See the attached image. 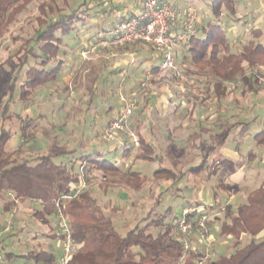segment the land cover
Masks as SVG:
<instances>
[{
	"label": "trees",
	"instance_id": "trees-1",
	"mask_svg": "<svg viewBox=\"0 0 264 264\" xmlns=\"http://www.w3.org/2000/svg\"><path fill=\"white\" fill-rule=\"evenodd\" d=\"M30 1L0 0V37L8 31L17 14ZM167 1L174 6L178 5L174 0ZM63 3L66 4V0ZM110 3L112 0H80L79 3L60 10L53 17L48 16L47 7L41 4L37 16L38 28L34 36L22 39L21 46L15 52L17 63L8 73L11 77L0 86L1 94L5 95L4 98L0 97V191L13 197L5 204L4 209L10 210L17 201H27L31 204V216L50 227L45 234L53 239L57 234L54 224L50 226L49 221L55 212V202L63 195H71L65 201L64 207L72 238L77 243V250L70 264H148L161 256L169 258L170 264H195L202 254L199 251L193 252L191 248L181 259L184 255L182 235L178 232L177 221H173L176 217L171 213L170 207L158 212L154 210L155 206H151L139 222L122 234L118 231L111 212L104 209L105 205L98 200L90 187L94 171L102 172V181L97 186L104 193L112 186L135 190L142 186L148 175L131 167L125 168L124 159L131 153L135 159L161 161L162 158L153 143L144 139L139 131L140 125L135 131L138 147L131 143L120 145L123 150L121 156L115 160L106 158L105 155L109 152L86 150L83 140L73 148L54 144L35 155L29 147L36 136H47L48 132L38 129L37 119L40 114L29 116L22 114V111L33 104L34 90L38 86L55 81L66 68L65 60L59 56L61 46L66 45V38H76L81 29L87 30L94 26H99L98 30L104 31L135 15L125 12L117 15L109 25L103 22L94 24L92 19L98 13L101 15L114 11ZM205 5L207 16L200 23L197 32L176 43V65L190 60L199 72L209 68L214 77L209 80L206 91L213 93L217 100L226 97L231 87L235 88L238 83L251 88L255 93L259 92L261 82L254 73V68L264 65V38H261L264 28L254 24V16L239 10L238 0H206ZM232 24L235 27L238 24L237 33H229L233 28L230 27ZM75 43L80 51L85 48H80L78 42ZM117 46L129 48L134 53L139 52V47L145 46L149 50L148 54L155 55L161 61V50L155 45L134 42ZM147 61H151V58L142 57L133 61L132 66L126 69L124 78H129L130 73ZM148 66L147 71L144 70V74L127 89L130 93L126 94L131 95V89L135 86L155 82V76L161 71H165L166 79L180 78L175 70L163 69L160 62H151ZM62 89L66 91L67 86ZM201 104L202 100L193 102L197 108ZM15 105L19 106V110L13 108ZM60 105L63 106V102ZM144 107L148 108V103ZM140 113L136 114L137 118ZM13 118L18 120L19 141L15 147L8 148L12 130L6 124L11 126ZM50 125L51 128L58 129L63 123L56 121ZM253 137L258 143H263L264 131L254 134ZM112 145V150H116L115 144ZM215 145L208 146L203 154L204 159L197 164H191L184 171L177 174L160 165L153 171L152 178L164 177L168 182L167 187H164L166 190L176 184L181 175L191 174L198 177L206 172L207 180L216 176L219 183L215 187L221 186L223 179L218 173L227 160H206ZM159 203L160 199L157 198L156 205ZM185 206H202L208 215L210 232H216L217 237L227 239L231 244L227 252L212 251L208 264H264L263 185L250 190L246 201L235 208L227 203L222 205L214 192L210 204L193 201ZM187 238L191 244L196 243L193 233ZM5 253L13 260L12 253ZM25 256L33 264H52L58 258L52 243L41 244L38 249Z\"/></svg>",
	"mask_w": 264,
	"mask_h": 264
},
{
	"label": "rangeland",
	"instance_id": "rangeland-1",
	"mask_svg": "<svg viewBox=\"0 0 264 264\" xmlns=\"http://www.w3.org/2000/svg\"><path fill=\"white\" fill-rule=\"evenodd\" d=\"M79 1L66 0V4H64L63 0H55V2H52V0H31L24 6L17 14L15 20L10 24L8 31L0 37V86L11 77L8 73L17 63V58L14 54L19 46H21L22 39L34 36L35 30L38 28L37 16L39 15V6L44 4L47 7L48 16L53 17L60 10L71 7L79 3ZM205 1L195 0L188 3V5L195 7L201 15L202 11L206 12ZM260 2L261 0H238V7L243 12L245 5H257ZM175 3L177 2L175 1ZM109 16H106V18ZM223 23L225 26V22ZM230 27L233 28L229 30V33H237L238 24H236L237 28L233 24ZM95 29L96 27L87 30L90 35H94ZM87 30H80L76 38H66V45L61 46L59 56L65 60L64 64L66 66L74 69L72 70V74L66 75L61 72L55 81L38 86L34 90L33 104L29 109L22 111V114L27 113L29 116H36V112L38 111L41 115L37 119L38 129L39 131L45 129L48 132L47 136L38 135L30 142L29 147L33 155L46 151L55 143H62L66 148H73L82 140L84 143H89L94 139V141H97L101 145H109L111 142L102 134V123L114 111L119 109V94L128 95L126 93L130 92L125 91L126 88L131 87L137 81V78L144 74L143 71L149 67L147 62H145L143 66L130 73V78L123 83L120 76L116 75V73L106 75L104 80L100 79V77L103 78L104 74L110 70L108 67L112 65L111 57L101 62L98 61V53L93 54L90 57V61H81L76 58L77 44L75 42L79 44L81 39H85L87 35L83 36L82 34H85ZM141 48L146 49L145 46H141ZM112 51L113 48H109L105 54L108 52L111 54ZM116 57L119 56L114 55L112 58ZM158 61L154 59L153 62ZM175 71L180 75L179 79H166L164 76L165 71H161L155 76V82L144 83L142 86H135L131 89V94L136 101V107L128 120L127 132L120 133L123 139H126L129 131L136 133L133 128L134 125L133 127L131 126L132 117L138 112L145 113L146 107L144 105L146 103L153 105L155 102L154 98L157 96H162L166 101L165 110L161 111L160 108H153V111L142 127L144 132L148 130L151 134L155 150L161 155V162L144 159H140L141 161H139L134 159L132 153L128 158L124 159L125 168L131 167L148 175L142 186L138 190L129 187L112 186L104 193L97 186L102 181V172L94 171L92 173L90 187L98 200L105 205L104 209L111 212L114 223L122 234L139 222L140 218H143L147 214L151 206H155L154 210L158 212L166 207H170L171 213L176 217L173 221H176L177 216L180 214L179 207H185L184 204H187V201L190 199L185 189H192L191 199H194L196 196L195 187L198 184L208 187V191L211 194L213 187L209 185V181L206 179V172L200 174L198 177L191 174L181 175L175 185H181V188L184 190L183 194L174 185L164 190L167 180L164 177L152 178V173L158 166L163 165L178 174L187 169L191 164L199 163L204 159L203 154L206 152L208 146L214 145L220 136L225 133L226 125L230 124L229 127H231L233 123L240 119L246 122L252 117L254 110L264 107V65H258L254 68V73L259 76L261 82L259 92L255 93L251 88L244 87L241 83H238L235 88H232L231 84L228 95L220 100H217L213 96V93L206 91L209 88V80L214 77L209 68H206L204 72H199L190 60H185L182 64L177 63ZM65 86H67L66 91L62 89ZM91 92L95 94L91 104L88 106ZM0 97H5V95L1 94V90ZM201 100V107L195 109L197 107L193 105V102L198 103ZM61 102H63V106L60 105ZM13 108L16 111L19 110L18 105L13 106ZM109 108L110 110H108ZM220 109H223L227 115V124L221 122L222 117L218 114ZM262 113L256 112L251 118L247 130L248 139H253L254 134L264 131V113ZM85 118L87 122H89L88 119H92L94 125V130L91 129L90 131V133H94L92 137H90V133H88L89 136L84 134L86 132H84V127H88L83 124V119ZM50 121H54L55 123L56 121L62 122L63 127L60 129L51 128ZM136 122L133 121V123ZM218 122H221V124L217 125ZM6 125L12 130V137L8 141L7 146L8 148H13L19 141L17 118H13L11 126ZM152 125L158 126L160 133L151 130ZM230 141L231 139H228V142ZM112 142L115 144L116 150L107 153L105 156L107 159L115 160L121 156L123 147L117 141ZM172 142H174L173 145ZM238 148L244 154L249 149H255L254 139L252 142L244 141L238 144ZM219 149V146L215 148L212 154L206 157V160L211 162L213 159L220 157L221 153ZM254 181H256L254 178H249L246 182L241 183L245 185L242 188L249 189L256 186L259 180L257 182ZM219 189H216L217 193L224 194L222 193L223 189ZM157 198L160 199L158 206L156 205ZM12 199L11 194L0 191V232L7 224V220H9L10 226L8 232L0 233V249L3 252L12 253L13 261L24 262L28 261L25 256L28 252L38 249L41 244L52 243L54 252L59 256L60 249L57 246V237L49 239L46 236L45 233L50 227L40 223L31 216V204L21 200L13 203L10 210L4 209L5 204ZM54 221L55 213L50 216V226H53ZM212 236L214 238L212 246L214 253L229 251L231 246L229 240L217 237L216 232H212ZM168 260L169 258L161 256L153 262L149 261L148 264H170Z\"/></svg>",
	"mask_w": 264,
	"mask_h": 264
},
{
	"label": "built area",
	"instance_id": "built-area-1",
	"mask_svg": "<svg viewBox=\"0 0 264 264\" xmlns=\"http://www.w3.org/2000/svg\"><path fill=\"white\" fill-rule=\"evenodd\" d=\"M141 10L125 21L104 31H98L95 43L105 45H121L125 43L143 42L152 44L161 50V63L163 69H176L175 46L177 41L185 40L197 32V23L200 17L198 10L191 5L174 6L167 0H140ZM95 43H91L80 51V55L87 58L94 52ZM120 107L116 115L104 126L102 133L107 140L117 141L119 145L132 144L138 146V137L129 131L127 139L120 133L127 132V123L135 107L133 95L119 94ZM71 195H63L55 202L54 227L57 234V246L60 249L58 258L52 264H70L73 254L77 250V243L71 235V227L64 214L65 201ZM208 215L202 206H185L177 216V229L182 235L184 255L188 249L199 251L202 257L195 264H208L212 256L214 238L207 224ZM7 220V219H6ZM9 220L2 228L9 231ZM194 234L196 243L191 244L187 236ZM194 241V242H195ZM0 264H33L28 261L15 262L8 258L0 249Z\"/></svg>",
	"mask_w": 264,
	"mask_h": 264
},
{
	"label": "crops",
	"instance_id": "crops-1",
	"mask_svg": "<svg viewBox=\"0 0 264 264\" xmlns=\"http://www.w3.org/2000/svg\"><path fill=\"white\" fill-rule=\"evenodd\" d=\"M175 1L178 4L177 6H182L186 3L194 2L195 0H175ZM100 7H98V8H100ZM110 7H112L114 11H110V12L108 11L107 14H101V15L98 13L92 19V22L96 25L97 24L99 25L102 22L107 23L109 25L110 22L114 21L115 18L117 17V15H119V14H122L125 12H127L128 14H131V13L137 14L141 10L140 0L139 1L138 0H112V3H110ZM206 13L207 12H203V11L201 12V15H200L198 23H197V30L200 26V23H202L203 20L205 19V17L207 16ZM242 13H249V16H254V18H253L254 24L264 28V0H261V2L257 5H255V4H252L251 6L245 5ZM106 16H109V17L106 18ZM94 27H96L95 32L100 31V30H98L99 26H94ZM82 35L83 36L87 35V37L83 40L82 39L80 40V43L78 44L80 46V48L83 46H85V47L89 46L91 43H95V40L93 38H91V36H93V35H90V33H88V30L85 34L83 33ZM261 38H264V33L261 36ZM109 48H113V51L111 52V54L109 53L110 51L105 54V52ZM139 48H140L139 52L134 53L129 48L126 49L125 47H122V46L105 45V44H101V43L97 42V43H95L94 52L92 54H90L87 58H84L80 55V52H79L80 50L78 49V46H77L76 47V51H77L76 52L77 53L76 58H78V60H81V61H85V60L90 61V59H91L90 57L93 54L98 53V61L101 62L104 59H109L111 57L110 60H111L112 65L108 67V69H110V70H108V72L106 74H104L105 76L103 78L100 77V79L104 80L106 75L116 73V75L120 76V79L123 83L127 79L130 78V76H129V78H126V77L124 78V74L126 72V69L130 68L132 66V64L134 63L133 61H136L142 57H145V59H148L150 57L151 61H147V64L153 62L154 59L159 60L157 63H159V62L161 63L160 59L157 58L155 55L152 56L151 54H148L147 49H143L141 47H139ZM114 55L119 56V57H116L113 59L112 57ZM147 69H146V71H147ZM72 70H74V69L70 68L69 66H66V68H64L61 72L65 73L66 75H68V74L71 75ZM97 77H99V76H97ZM99 82H100V80H99ZM128 88L129 87H127L125 91H127ZM94 94L91 92V97L88 100V106L91 104ZM152 98H154V97H152ZM154 101L155 102L153 105L148 104V108L147 107L145 108V113L144 112L140 113L139 118L136 117V113L134 114V116L132 117L131 126L133 127V125H134L133 128H134V131H136V127L140 125L139 131L143 135L144 139L147 141H151L155 147V144L153 142V139H152L149 131L147 130L146 132H144L142 130V127L144 126L145 122L147 121L146 119L148 118V116L153 111V108L154 109L160 108L161 111H164L166 108V103H165L166 101L164 100V98L162 96L155 97ZM195 109H199V108H195ZM85 110H86V108H85ZM108 110H110V108ZM116 111H114L111 116H113ZM256 112H263L264 113V107L259 109V110H254L252 112V117L256 114ZM25 114H27V113H25ZM38 114L39 113L37 111L36 115H38ZM218 114L222 117L221 122L227 124L228 120H227V115H226L225 111L223 109H220V112ZM111 116L107 117V119L102 123L101 130L104 128L108 119ZM252 117H250L246 122L244 120L240 119V120L236 121L235 123H233V126H231V127H229L230 124L226 125L227 127H226L225 133L222 136H220V138L217 141L219 143H217V142L215 143L216 144L215 148H217L219 146L220 147L219 150L221 153L220 157H218L216 159L227 160L226 161L227 163H225L224 168L220 169V171L218 173L220 175V177L223 179L222 185L219 187H215L219 183V181H218V178L216 176H212L210 179H208L209 185L211 187H213L212 188L213 191L211 192V194L208 191V187L204 186L203 184H198L195 187L196 188V196L194 197V199H191L192 198V189L187 190L184 188L185 191H187L188 195L190 196L189 197L190 199L187 202L199 201L203 204H210L212 202V194L214 192V193H216L217 199L222 203V205L227 203L230 206H232L233 208H235L239 204L246 201L247 193L250 190H252V189H254L260 185L264 186V142L258 143L256 141V139L253 137L256 148L255 149H249L245 154L242 153L238 148V144H241L244 141L245 142L246 141L247 142L253 141L252 138L248 139V137H247V130H248V127H249V124H250ZM85 121H86V118L83 119V124L85 126H88V127H84V132L86 131L84 134L88 135V133H90L91 129L94 128V125L92 123V119H90V120L88 119L89 122H87V121L85 122ZM133 121L134 122L138 121V122L133 123ZM52 122H54V121H52ZM52 122L50 121V124ZM221 122H218L217 125H220ZM151 130L157 131L158 133H160V128L158 126L152 125ZM161 133H163V132H161ZM230 134H232V135L229 136ZM92 135L94 136L93 132L90 133V137H92ZM81 138H83V137H81ZM228 139H231V141L228 142ZM55 144H57V143H55ZM173 144H174V142H172V145ZM57 145L65 146L62 143L57 144ZM113 146L114 145H112L111 143L107 146H104L103 144L101 145L97 141H94V139H92L89 143H87V142L85 143V149L86 150L90 151V150H94V149H99L104 153H107L110 151L112 152ZM215 148L212 150V152L215 150ZM170 149H171V147H170ZM212 152L210 153V155L212 154ZM158 154H160V153H158ZM136 160L141 161L140 158H137ZM132 167H135V166H132ZM249 178H254V180H256L254 182H257L258 180L259 181H258L256 186L249 188V189H243L242 187L245 185L241 184V183L246 182ZM167 185H168V182H166L164 187H167ZM173 185L175 187H177L178 190H180V192H182V194L184 193V190H183V188H181V185H179V184L177 186L175 184H173ZM219 188L223 189L222 193H224V194L217 193L218 191H216V189L220 190ZM187 193H185V194H187ZM210 198H211V200H209ZM184 205H186V204H184ZM181 208L182 207L180 206L179 207L180 212H181Z\"/></svg>",
	"mask_w": 264,
	"mask_h": 264
}]
</instances>
